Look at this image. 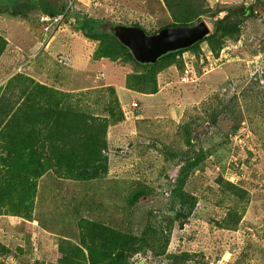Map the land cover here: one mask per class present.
<instances>
[{
    "label": "trees",
    "instance_id": "trees-1",
    "mask_svg": "<svg viewBox=\"0 0 264 264\" xmlns=\"http://www.w3.org/2000/svg\"><path fill=\"white\" fill-rule=\"evenodd\" d=\"M251 1L247 6H240L219 0H162L172 20L170 26L193 25L209 18L213 20L214 28L203 41L167 53L155 64L138 63L114 36L98 29L97 20L76 15L75 24L88 38L99 41L94 59L104 57L133 64L135 70L126 76L127 88L155 93L156 75L170 66H175L181 73L184 54L193 55L194 65L198 68V60L203 56L200 52L203 43L217 56L224 45L236 42L247 13L253 17V13L264 9V0ZM33 5L34 0H0V14L25 15L26 9L31 14ZM43 11L56 13L54 9ZM222 12L225 14L221 15ZM6 46V37L0 34V56ZM52 75V82L48 76V82L41 83L19 70L0 87V216L22 218L27 223L38 220L42 228L58 235L57 251L61 258L47 264H129L137 254L142 257L149 254L153 259L164 258L165 264L190 261L191 264H209L203 252L168 253L167 249L173 227H181L197 205L199 195L189 188H194L192 182L197 179L192 172L201 170L211 155V150L202 141L203 137L193 138L191 132L204 123L209 127L216 126L217 116L229 110L228 117L236 116L229 128L233 134L243 118L240 97L235 93L224 98L219 94L212 95L202 102V109L197 112L199 116L183 122L182 126L174 124L175 129L169 136L159 129V137H154L151 145L145 144L141 137L145 126L155 122L140 118L145 120L139 119L136 136L140 178L126 180L109 176L108 130L110 125L124 120L114 88L104 87L114 99L116 109H109L106 115H94L76 109L78 106L72 103L76 100L75 95L59 88L64 76L62 71L54 69ZM252 81L257 83L254 79ZM104 88H96L97 95L105 93ZM134 111L127 110L126 116L137 117L138 114H132ZM157 163L162 167H172L174 172L173 176L162 171L159 173L165 180H172L170 189L163 193V207L157 205L156 186L160 184H157V179L145 175L153 169L148 165ZM215 182L225 197L245 205L249 201V191L240 185L220 175L216 176ZM47 184L52 186V204H47L46 197L40 193L41 187L45 190ZM147 196H154L155 205L142 215L136 231L130 225L128 215L136 209L140 198ZM56 198L60 199L61 206ZM108 205L116 212L113 216L108 214ZM62 214L69 215V219L63 222L60 218V228L56 225L59 223L56 216ZM240 219L241 214L229 208L225 219L216 224L226 230H234ZM26 243L25 248L18 247V250L28 254L32 247L30 242ZM0 256L13 257L14 253L0 242ZM215 257L214 261L220 254ZM43 262L41 264H45ZM0 264L8 263L1 259Z\"/></svg>",
    "mask_w": 264,
    "mask_h": 264
},
{
    "label": "rangeland",
    "instance_id": "rangeland-1",
    "mask_svg": "<svg viewBox=\"0 0 264 264\" xmlns=\"http://www.w3.org/2000/svg\"><path fill=\"white\" fill-rule=\"evenodd\" d=\"M41 1L34 0L31 14H28L27 9L25 15L0 14V34L7 40L6 49L0 56V87L18 70L41 83H47L48 76L52 82V73L54 69H58L64 73L58 84L59 88L75 95L76 100H72V103L78 106L76 109L94 115H106L109 109H116L114 99L108 91L103 87L106 92L97 95L96 88L104 86L102 84L106 80L115 82L120 79V74H116L117 79L112 78L109 76L110 68H105L99 71L104 74L103 78H97L99 62H94L96 60L94 52L99 46V41L88 38L77 27L73 16L97 19L100 22L98 29L101 31L108 29L114 23H123V25L137 23L149 34L159 27H168L172 24L161 0H82L86 5L76 3L74 0ZM219 2L241 6L243 2L249 4L252 1L219 0ZM70 3H72L71 10L68 16L59 22L58 27L54 28L50 25L45 28L48 32L52 31L51 35L48 38L40 35L38 31L42 30L43 26L37 25V18L40 14H46L43 10L63 9ZM20 9L24 11L23 6ZM247 14L241 26L240 35L243 36L241 46L234 48L232 43L226 44L227 49L223 53L225 58L217 66V68L220 66V69H215L214 66L209 68V64L207 65L208 74L191 85L194 87L193 93L196 94L177 121H171L169 118L172 117L164 111L149 112L147 117H144L147 121L155 122L151 126H145L146 130L141 137L145 144L151 145L155 141L154 137H159V129L167 132V136L171 135L176 126L174 124L180 123L179 125L182 126L183 122L195 118L197 112L202 109V102L209 100L212 95L219 94L224 98L235 93L240 97L243 118L239 120L238 128L233 134L230 133L229 128L235 122L236 116L228 117L229 110L225 111L227 116L225 113L217 116L216 126L209 127L204 123L191 132L193 138L203 137L202 141L205 147L211 150V155L204 161L201 170L192 172L197 179L192 182L194 188L192 189L191 186L189 188L199 195L197 205L181 227L178 225L173 227L167 249L168 253L185 250L191 253L203 252L204 259L209 260V264H264V69L256 79L253 76L249 77L247 71L250 59L254 56L252 54H257L258 49L261 50L253 60H264V9L253 13V17H249L250 13ZM58 17L62 18V16ZM203 20L212 31L213 20L209 18ZM37 40L40 41L38 45L35 44ZM45 40H48L46 45L42 44ZM241 49L242 51L238 53L237 51ZM200 52L202 54L207 52L205 43L201 45ZM117 64L130 71L135 70L131 62L117 61ZM172 67L170 73L175 77L177 71L175 66ZM118 92L123 95L122 91L118 90ZM135 111L137 116L144 115V108H137ZM131 117L132 115L124 118L122 121L124 124L121 122L113 125L108 132L109 176L112 178L127 180L139 177L136 137L139 119ZM145 120L140 119V121ZM149 127L154 130L151 131ZM152 153L156 154L155 151ZM150 166H153V169L145 175L157 179V184L162 186L156 187H158L157 205L163 207L165 203L163 193H167L170 189L172 180H165L159 173L162 171L163 174L165 172L173 176L174 172L172 167L167 165L162 167L161 163L148 165ZM217 175L247 189L249 191L247 204L222 195L215 182ZM147 182L152 181L147 180ZM40 193L46 197L49 202L47 204L53 203L52 186L47 184L45 190L41 187ZM153 198L154 196L140 198L136 209L129 213L128 221L134 230L138 228L137 224L145 211L154 207ZM56 200L58 202L60 199L56 198ZM37 204L39 206V201ZM58 205L61 206L59 202ZM107 207L108 214L113 216L116 212L112 210L111 205ZM229 208L241 214L240 222L234 230H226L216 224L225 219ZM93 214L96 215L95 212ZM56 218L59 219L56 225L61 228L62 221L68 220L69 215L62 214ZM30 223L38 229H33V225L18 217L0 216V242L14 253L13 257L0 256V260L8 264L20 262L41 264L43 261L54 263L61 258V254L57 251L58 235L49 234L50 231L42 228L38 220ZM26 242H30L32 247L28 254L18 250V247L25 248ZM216 254H220V257L214 261ZM129 264H165V261L164 258H150L149 254L144 257L137 254ZM185 264H191V261Z\"/></svg>",
    "mask_w": 264,
    "mask_h": 264
},
{
    "label": "crops",
    "instance_id": "crops-1",
    "mask_svg": "<svg viewBox=\"0 0 264 264\" xmlns=\"http://www.w3.org/2000/svg\"><path fill=\"white\" fill-rule=\"evenodd\" d=\"M185 57H187V55H185ZM97 68L98 69L110 68L109 76H111L112 78H116V74H120V79L116 78L117 80L115 82H112V80L110 82L106 80L105 85H111L114 87L117 99L123 109L128 111L134 110V108L131 106V104L133 103H137L139 109L144 108V115L131 117L134 119L147 117V114H149V112L164 111L165 113L168 114V116L172 117L169 119H173V121L176 122L177 119L182 115V112L186 107V105L192 102L191 100L196 94L193 93L194 87L191 86L196 82L190 84L180 83L178 79L180 73L178 72V70L175 68L177 71L175 77H173V75L170 73V68H173L172 66L158 73L157 75L158 82L156 81L157 91L151 94L142 93L126 88L125 76L128 73H130V69H127L126 67L117 64L116 61H110L108 59L101 58L99 60ZM118 90L122 91L123 95H121L118 92ZM134 113H136V111H134ZM126 118H128V116H126ZM122 123L124 124V122ZM110 138L112 139V135H110ZM34 221L35 220H33L32 222ZM28 224L34 226V224L32 223H28ZM48 233L52 234L51 232ZM52 235L54 236V234Z\"/></svg>",
    "mask_w": 264,
    "mask_h": 264
},
{
    "label": "water",
    "instance_id": "water-1",
    "mask_svg": "<svg viewBox=\"0 0 264 264\" xmlns=\"http://www.w3.org/2000/svg\"><path fill=\"white\" fill-rule=\"evenodd\" d=\"M141 64H154L163 55L191 47L210 34L205 21L193 25H176L146 34L135 26L110 25L106 29Z\"/></svg>",
    "mask_w": 264,
    "mask_h": 264
},
{
    "label": "clouds",
    "instance_id": "clouds-1",
    "mask_svg": "<svg viewBox=\"0 0 264 264\" xmlns=\"http://www.w3.org/2000/svg\"><path fill=\"white\" fill-rule=\"evenodd\" d=\"M76 1V3H83L84 5L85 2H83L82 0H74ZM90 1V0H88ZM162 1V0H161ZM163 3V2H162ZM164 4V3H163ZM244 6H247L248 4L243 2L242 3ZM165 6V5H164ZM72 8V3H70L68 6H64L63 9H59V10H55L56 13L54 14H51L49 12H46V14H40L37 18V25H41L43 26L42 27V30H39L38 32L40 33V35H45L46 38H48L52 31L51 32H48L45 28L46 27H49L50 25L51 26H54V28L58 27L59 25V22H61L65 17L68 16L69 14V11L71 10ZM166 8V7H165ZM59 12V14L57 13ZM58 14V15H57ZM225 13L222 12L221 15H224ZM58 16H62V18H59ZM74 17V21H75V15L73 16ZM84 18H87L85 16H83ZM87 19H92V20H97L95 18H87ZM171 19V18H170ZM203 20V19H201ZM98 21V20H97ZM204 21V20H203ZM100 22L98 21V24ZM111 24V23H110ZM112 25H123V23H114ZM124 26H135V27H138L139 29H141L137 23H132V24H127V25H124ZM176 26V25H174ZM208 26V25H207ZM168 27H172V26H168ZM162 28H166V27H162ZM160 28V30L162 29ZM209 28V27H208ZM142 30V29H141ZM104 33H107L109 35H112L110 33L107 32V30H104L103 31ZM158 32V31H157ZM146 33V32H145ZM156 32H153V33H149V34H154ZM211 33V31H210ZM147 34V33H146ZM113 36V35H112ZM242 40H243V36L240 35V37L238 38V40L236 42H232V45L233 47L235 48L236 46H241L242 44ZM39 40H37V42H35L36 45H38L40 43V41L38 42ZM48 40H45L42 44L45 43V45L47 44ZM119 42V41H118ZM120 43V42H119ZM41 44V45H42ZM121 44V43H120ZM226 45H224L217 56L213 55L209 50H207L206 53L203 54V56L200 57V59L198 60V65L199 67L197 68L195 65H194V56L193 55H189L187 57H185L186 54H184V69L183 71L180 73V76L178 77L180 83L182 84H190V83H195V82H198V80H200V77H203L205 76L206 74H208V64H209V68H212L214 66L215 69H220V66L217 68L218 64H220L222 62V59L225 58V56L223 55L225 49H227V47H225ZM260 48V47H259ZM261 50V49H260ZM260 50L258 49V53L260 52ZM242 51L241 50H238L237 52L240 53ZM257 54H252L254 55L251 59H250V64L248 66V76H253L254 79L258 78L260 76L261 73H263L262 69H264V60L261 59V60H253V58L255 56L258 55ZM131 54V53H130ZM101 58H104V57H101ZM100 58V59H101ZM189 58V59H188ZM207 58L210 59V63L208 62ZM100 59H96L95 61L99 62ZM105 59H108V58H105ZM109 60V59H108ZM94 61V62H95ZM111 61V60H110ZM117 62V61H116ZM157 62V61H156ZM246 62V60H245ZM139 63V62H138ZM141 64V63H140ZM155 64V63H154ZM176 68V67H175ZM197 68V69H196ZM213 68V69H214ZM101 69H98L96 73V76L98 79L100 78H103L104 74L102 72H99ZM19 71V70H18ZM185 71H188L189 73V76H190V79L187 80V81H183L182 78L184 77V74H185ZM130 73H132V70L130 71ZM160 73V72H159ZM129 74V73H128ZM158 75V74H157ZM157 75H156V81H157ZM127 76V75H126ZM126 76H125V86H126ZM106 82V81H105ZM104 86H101V87H107V86H111V85H105L102 84ZM157 85V84H156ZM113 87V86H111ZM114 88V87H113ZM127 88V87H126ZM129 89V88H128ZM115 91V89H114ZM148 94H151V93H148ZM115 95H116V92H115ZM117 98V96H116ZM118 100V99H117ZM119 102V101H118ZM121 105V104H120ZM131 106L136 110L138 107V104L137 103H133L131 104ZM122 109V108H121ZM123 113H124V118H126V115H127V110L125 109H122ZM133 115H136V114H133ZM122 121L118 122V123H121ZM116 125V124H114ZM113 127V126H111ZM110 127V128H111ZM109 128V129H110ZM109 132V130H108Z\"/></svg>",
    "mask_w": 264,
    "mask_h": 264
},
{
    "label": "built area",
    "instance_id": "built-area-1",
    "mask_svg": "<svg viewBox=\"0 0 264 264\" xmlns=\"http://www.w3.org/2000/svg\"><path fill=\"white\" fill-rule=\"evenodd\" d=\"M208 62L210 63V59L207 58ZM189 72L188 71H185V74H184V77L182 78L183 81H187L190 79V76L188 74Z\"/></svg>",
    "mask_w": 264,
    "mask_h": 264
}]
</instances>
